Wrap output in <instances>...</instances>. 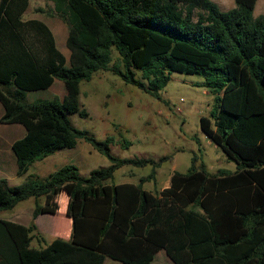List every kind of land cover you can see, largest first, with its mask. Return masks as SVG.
Wrapping results in <instances>:
<instances>
[{
	"label": "trees",
	"instance_id": "trees-1",
	"mask_svg": "<svg viewBox=\"0 0 264 264\" xmlns=\"http://www.w3.org/2000/svg\"><path fill=\"white\" fill-rule=\"evenodd\" d=\"M50 1L67 28V65L43 24L20 20L27 0H0V124L24 130L10 144L15 174L24 178L17 186L0 178V214L33 200L28 225L0 218V264H153L160 250L171 264H264V7L254 18L256 0H232L227 11L210 0ZM98 71L155 100L171 73L198 76L215 101L199 129L235 170L208 173L192 156L166 188L145 191L167 157H114L113 137L96 140L68 118L87 116L79 84ZM53 80L63 85L61 100L24 103L25 92ZM78 140L109 164L85 177L71 164L44 178L26 175L32 163ZM123 166L150 172L136 184H114ZM59 191L66 194L69 236L32 247L33 220L56 210Z\"/></svg>",
	"mask_w": 264,
	"mask_h": 264
},
{
	"label": "rangeland",
	"instance_id": "rangeland-1",
	"mask_svg": "<svg viewBox=\"0 0 264 264\" xmlns=\"http://www.w3.org/2000/svg\"><path fill=\"white\" fill-rule=\"evenodd\" d=\"M210 1L215 3L220 11L234 7L232 0ZM30 6L41 10L35 12L37 15L60 21L66 27L53 12L50 0H28V7ZM263 7L264 0H256L252 16L255 18L261 15ZM44 23L49 25L47 22ZM59 39L58 36L55 37L61 50ZM115 58L116 54L112 52V59ZM200 82L201 79L195 75L171 73L169 81L160 92V100H155L135 87L124 84L117 76L98 71L93 74L90 81L79 84L78 103L87 116L80 118L76 114H70L68 118L73 127L85 131L96 140H102L105 136L113 137L115 143L110 146V153L114 157L144 158L153 161L167 157V161L161 163L155 170L154 177L142 185L152 193L168 183L171 170L184 172L189 167L192 156L196 158L195 165L198 167L199 163H202L208 173H215L217 170L232 172L235 170V163L210 143L199 129V118L209 117L210 111L215 108L214 96L201 88ZM59 84L61 88L57 87ZM63 95L62 83L54 80L45 90L25 92L24 103L54 98L61 100ZM23 132V128L18 124L14 127L0 124V165L5 167V170L0 172V178L5 179L10 186L19 185L24 176H16L14 157L6 141L20 138ZM122 140L129 142L130 145L121 148L119 143ZM69 164L74 165L79 175L85 177L91 170L106 167L109 162L104 156L92 150L86 142L78 140L74 148L56 151L32 163L26 175L44 178L61 166ZM149 172L150 166L142 168L123 166L113 173V181L128 179L137 182ZM54 201L58 205L56 210L43 213L33 222L36 231L33 232L35 237L30 243L32 247L38 245L43 247L44 244L40 243L39 239L47 244L54 238L66 239L69 236L70 221L64 216L65 192L56 193ZM38 202L43 206L45 197L40 198ZM14 208L2 212L0 218L14 220L24 225L32 222V199L22 201ZM16 209L19 210L17 217L14 216ZM108 262L105 264H119ZM153 264L171 262L167 261L163 252H158Z\"/></svg>",
	"mask_w": 264,
	"mask_h": 264
},
{
	"label": "crops",
	"instance_id": "crops-1",
	"mask_svg": "<svg viewBox=\"0 0 264 264\" xmlns=\"http://www.w3.org/2000/svg\"><path fill=\"white\" fill-rule=\"evenodd\" d=\"M36 10H38V8H36V7H34V8H32V6H30V7H28V0H27V7H26V9L24 10V12L21 14V17H20V20L22 21V22H25V21H29V20H34V21H38V22H40L41 24H43L48 30H49V32H50V34H51V36H52V39H53V42H54V46H55V48H56V50L65 58V60H66V65H67V60H68V51H67V49L65 48V38H66V34H67V31H66V27L64 26V24H62L60 21H57V20H53V19H50V18H44L42 15L40 16V15H37L35 12H37ZM31 13H34L33 15H31V16H29ZM44 22H47V24H49L48 26L44 23ZM56 36H58L60 39H59V41L61 42V44H60V46H61V50L58 48V45H57V43H56V40H55V37ZM63 40H64V43L62 44V42H63ZM53 82H54V80H53ZM52 82V83H53ZM51 86V85H50ZM49 86V87H50ZM48 87V88H49ZM57 87H60V84L57 86ZM61 88V87H60ZM27 92H29V91H27ZM1 106V105H0ZM2 108V107H1ZM2 115V114H1ZM0 115V116H1ZM3 125H5L6 127H8V126H10V127H14L16 124H3ZM24 133V132H23ZM13 141H6V143H9V146H10V144L12 143ZM5 170V167L4 166H1L0 165V172H2V171H4ZM187 170V169H186ZM185 170V171H186ZM15 171H16V169H15ZM173 171H176V170H171V173L173 172ZM184 171V172H185ZM207 171V170H206ZM181 173H183V172H181ZM171 175V174H170ZM170 177V176H169ZM114 179V178H113ZM114 182V184H123V183H129V184H136L137 182H135V181H132V180H121V181H117V180H115V181H113ZM168 183H169V179H168ZM168 183L166 184V185H163L158 191H160V190H162L163 188H166L167 186H168ZM143 189L145 190V191H149L148 189H145L144 187H143ZM150 192V191H149ZM29 199H31V198H29ZM27 200V199H26ZM25 201V200H24ZM39 201V200H38ZM32 203H33V200H32ZM15 209V208H14ZM43 214V213H42ZM42 214H39L34 220H33V222H35L39 217H40V215H42ZM14 216L15 217H17V216H19V210H14ZM2 219V218H1ZM5 220H7V219H5ZM8 221H11V222H14V223H17L16 221H14V220H8ZM18 224H21V223H18ZM21 225H24V224H21ZM24 226H26V225H24ZM36 227V226H35ZM158 252H163L162 250H160V251H158ZM157 252V253H158ZM156 253V254H157ZM164 253V252H163ZM155 254V255H156ZM165 255V254H164ZM155 257V256H154ZM166 257V256H165ZM154 260V259H153ZM163 260V259H162ZM108 261H110V260H105L104 261V264L105 263H109ZM167 261L169 262V260L167 259ZM111 262H113V261H111ZM152 263H153V261H152Z\"/></svg>",
	"mask_w": 264,
	"mask_h": 264
}]
</instances>
